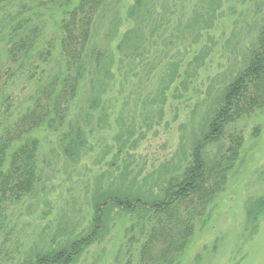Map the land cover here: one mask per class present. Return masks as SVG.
<instances>
[{
    "label": "rangeland",
    "instance_id": "rangeland-1",
    "mask_svg": "<svg viewBox=\"0 0 264 264\" xmlns=\"http://www.w3.org/2000/svg\"><path fill=\"white\" fill-rule=\"evenodd\" d=\"M150 3L138 19L127 17L133 0H106L101 16L93 14L84 45L98 60L88 59L76 70L78 85L66 119L81 124L85 150L82 146L77 160L68 157L65 146L73 143V134L66 123L58 131L36 132L37 183L0 214V264H33L42 255L71 248L77 236L87 238L89 232L95 236L91 244L63 264L140 263V246L154 224L145 220L141 230L139 212L111 207L101 228H91L92 198L104 190L160 197L164 180L181 175L210 116L234 104L225 88L248 61L264 23V0ZM4 17L1 57L8 20L15 19ZM59 19L39 11L29 23L39 21L48 36ZM132 26L137 33L122 42ZM9 83L4 91L19 108L33 89L23 79ZM243 115L236 124L240 161L208 213L194 215L184 251L169 264H264V216L254 229L246 216L249 203L264 202V109ZM186 208L179 205L178 212Z\"/></svg>",
    "mask_w": 264,
    "mask_h": 264
},
{
    "label": "trees",
    "instance_id": "trees-1",
    "mask_svg": "<svg viewBox=\"0 0 264 264\" xmlns=\"http://www.w3.org/2000/svg\"><path fill=\"white\" fill-rule=\"evenodd\" d=\"M105 3L106 0H0V20L3 15L4 18H9L11 14L15 16L13 23L8 20L10 29L1 42L0 214L5 211L7 203L29 195L36 186L38 139L35 134L38 130L58 131L66 123L64 127L70 128L69 134H73V143L70 141L65 146L68 157L77 160L81 156L82 146L85 150L87 141L82 140L84 131L82 126L79 127L81 124L66 119L78 85L76 70L81 69L88 59L98 60L96 51L92 54L87 52L84 43L90 32L93 14L99 16L100 11L102 14L100 8ZM147 5H151L150 0L149 3L147 0H133L131 7L126 10L127 17L138 19L146 12L143 8ZM39 11L60 15L59 21H55L57 28L53 29L54 34L45 36L39 21L37 24L29 23L30 18ZM136 26L139 28L137 23ZM134 29L132 26L126 31L122 42L137 33ZM39 37L44 40L40 41ZM52 53L55 54L52 56ZM49 63L58 65L52 68ZM60 64L63 65L60 67ZM50 67L52 73H49ZM263 75L264 23L257 29L255 45L249 49L246 65L238 72L237 79L225 88L227 96L235 98L234 104L231 108L222 106L210 116L206 127L202 128L201 134L193 142L181 175L165 179L166 186H161L160 197L151 200L143 196H128L122 190L98 192L91 200L94 215L89 226L101 228L102 216L111 207L128 213L139 212L141 230L145 228V220L153 223L154 227L149 228L140 246L138 264H152L155 260V264L172 262L174 257L171 256L175 255L176 258L184 251L194 215L208 213L212 200L223 190L228 173L240 161L241 147L238 145L242 136L236 124L243 114L264 109ZM21 79L33 90L27 103L15 108V98H11V94L4 90L9 81L10 85ZM237 88L239 92L232 95ZM6 120L8 124L5 125ZM252 202L246 206V216L254 229L257 218L264 216V202ZM185 203L188 208L181 215L178 207ZM164 211V215L161 214ZM88 236L95 239L91 232ZM90 237L77 236L71 248L53 255H42L33 264H56L55 261L59 260L63 264L72 258L78 248L83 250L88 247L91 244Z\"/></svg>",
    "mask_w": 264,
    "mask_h": 264
}]
</instances>
